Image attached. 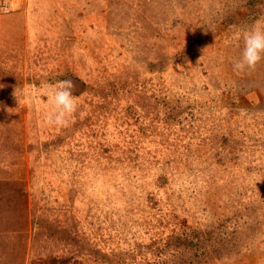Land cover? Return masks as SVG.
I'll list each match as a JSON object with an SVG mask.
<instances>
[{"label": "rangeland", "instance_id": "obj_1", "mask_svg": "<svg viewBox=\"0 0 264 264\" xmlns=\"http://www.w3.org/2000/svg\"><path fill=\"white\" fill-rule=\"evenodd\" d=\"M23 1L0 14V264H264V61L232 69L264 0ZM64 79L77 112L50 126Z\"/></svg>", "mask_w": 264, "mask_h": 264}, {"label": "clouds", "instance_id": "obj_2", "mask_svg": "<svg viewBox=\"0 0 264 264\" xmlns=\"http://www.w3.org/2000/svg\"><path fill=\"white\" fill-rule=\"evenodd\" d=\"M243 47L238 57L232 60L233 72L237 75L254 71L264 61V28L252 26L242 33ZM50 111L45 121L50 126L65 127L77 112L76 85L71 79L57 80L49 84ZM11 113L12 109H7Z\"/></svg>", "mask_w": 264, "mask_h": 264}, {"label": "built area", "instance_id": "obj_3", "mask_svg": "<svg viewBox=\"0 0 264 264\" xmlns=\"http://www.w3.org/2000/svg\"><path fill=\"white\" fill-rule=\"evenodd\" d=\"M15 0H0V14H10L13 11Z\"/></svg>", "mask_w": 264, "mask_h": 264}, {"label": "crops", "instance_id": "obj_4", "mask_svg": "<svg viewBox=\"0 0 264 264\" xmlns=\"http://www.w3.org/2000/svg\"><path fill=\"white\" fill-rule=\"evenodd\" d=\"M28 1H29V5H31V7L34 5L37 6V4H42V0H31V2H30V0H24L22 3L23 5H21V3H20L21 6L19 5L18 9L20 8V10H21L23 8H26V6H27L26 4L28 3ZM16 2H17V0H15V3ZM18 2H19V0H18ZM22 6H23V8H22ZM18 9L16 8L15 11H17ZM13 11H14V9H13ZM0 47H1V45H0Z\"/></svg>", "mask_w": 264, "mask_h": 264}]
</instances>
